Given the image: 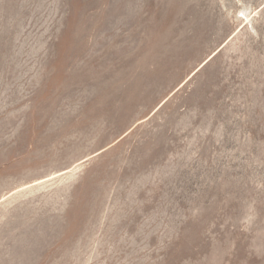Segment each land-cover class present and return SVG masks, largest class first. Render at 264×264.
Returning a JSON list of instances; mask_svg holds the SVG:
<instances>
[{
    "label": "rangeland",
    "instance_id": "obj_1",
    "mask_svg": "<svg viewBox=\"0 0 264 264\" xmlns=\"http://www.w3.org/2000/svg\"><path fill=\"white\" fill-rule=\"evenodd\" d=\"M0 264H264V0H0Z\"/></svg>",
    "mask_w": 264,
    "mask_h": 264
}]
</instances>
